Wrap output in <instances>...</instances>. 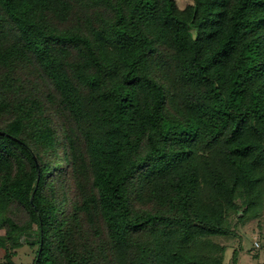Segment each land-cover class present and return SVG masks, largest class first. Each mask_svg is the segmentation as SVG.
Instances as JSON below:
<instances>
[{"label":"trees","instance_id":"trees-1","mask_svg":"<svg viewBox=\"0 0 264 264\" xmlns=\"http://www.w3.org/2000/svg\"><path fill=\"white\" fill-rule=\"evenodd\" d=\"M235 209L264 215V0H0L6 264H228Z\"/></svg>","mask_w":264,"mask_h":264},{"label":"rangeland","instance_id":"rangeland-1","mask_svg":"<svg viewBox=\"0 0 264 264\" xmlns=\"http://www.w3.org/2000/svg\"><path fill=\"white\" fill-rule=\"evenodd\" d=\"M180 8H184L194 0H176ZM237 204L242 207V200L237 198ZM244 209V208H242ZM242 209L232 211L229 221L230 234L227 236H214L211 239L224 247V261L228 264H263L264 263V215L257 218H245ZM5 230L0 228V239H5ZM33 236L22 239V246L16 250L12 257L14 264H33L38 246L30 244ZM258 242V246L256 244ZM236 253V254H235ZM236 259V260H235ZM7 259L0 251V264H6Z\"/></svg>","mask_w":264,"mask_h":264},{"label":"built area","instance_id":"built-area-1","mask_svg":"<svg viewBox=\"0 0 264 264\" xmlns=\"http://www.w3.org/2000/svg\"><path fill=\"white\" fill-rule=\"evenodd\" d=\"M257 246L259 245L258 242H256Z\"/></svg>","mask_w":264,"mask_h":264}]
</instances>
